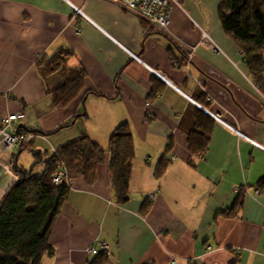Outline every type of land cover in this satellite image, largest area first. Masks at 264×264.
Wrapping results in <instances>:
<instances>
[{
  "label": "crops",
  "instance_id": "0c3cea01",
  "mask_svg": "<svg viewBox=\"0 0 264 264\" xmlns=\"http://www.w3.org/2000/svg\"><path fill=\"white\" fill-rule=\"evenodd\" d=\"M179 4L170 9L168 32L159 34L110 0H0V202L18 181L14 167L24 151L5 145L2 122L12 115H26L20 131L48 135L84 109L87 118L71 128L33 139L44 155L41 172L82 134L106 149L127 123L134 141L127 200L117 204L106 165L91 187L76 181L48 240L53 253L41 264H90L89 249L99 243L109 247L106 264H264V196L253 188L264 179V96L216 17L205 19L207 0ZM194 24L217 54L199 44ZM174 44L197 47L188 69L172 67ZM64 54L66 68L82 70L86 89L99 96L53 109L49 91L61 77L44 81L38 65ZM203 102L222 123L213 119L207 154L192 164L187 139ZM163 154L170 161L158 180ZM240 187L249 189L238 218H230Z\"/></svg>",
  "mask_w": 264,
  "mask_h": 264
},
{
  "label": "trees",
  "instance_id": "16d2710c",
  "mask_svg": "<svg viewBox=\"0 0 264 264\" xmlns=\"http://www.w3.org/2000/svg\"><path fill=\"white\" fill-rule=\"evenodd\" d=\"M217 16L223 33L238 48L251 82L264 96V0H219ZM174 48L178 46L174 44ZM174 51L176 57L171 51V63L185 68L180 63L187 58L186 50ZM178 53L181 56L179 59ZM65 56L67 55H58L38 65V75L44 81L54 74L68 78L63 85L52 91L48 90L53 109L66 108L72 102L82 101L87 95L99 96L97 92L91 93L86 89V75L82 70L66 68ZM153 93L152 98L157 91L154 90ZM200 106L207 109L205 102ZM81 118H87L84 109L75 114L67 124L48 135L36 132L35 135L29 133L30 136H27L29 143L23 149H28L35 161L30 171H24L20 166L14 167L18 181L3 195L0 202V264H41L45 252L51 256L53 250L50 249L48 240L74 184L82 179L86 186L91 187L96 182L100 167L107 166L117 204L122 205L127 200L135 159L133 136L127 123L120 124L112 132L106 149L82 134L55 151L46 160L41 174H34V168L42 163L44 155L33 149V139L38 134L45 137L59 134L62 130L71 128L76 120H84ZM25 120L26 115L23 121ZM214 124L215 121L208 115L195 110L193 127L187 139L190 163L193 164L199 156L204 158L207 154ZM171 146V143L167 144L166 154ZM166 154L161 156L155 168L154 175L158 180L170 161ZM61 170L66 172L69 183L62 179L60 185H54L53 179ZM253 188L257 196H264V179ZM248 189H237L234 206L229 212H225L227 216L238 218ZM149 206L146 203L144 209ZM107 262V253L100 252L90 264Z\"/></svg>",
  "mask_w": 264,
  "mask_h": 264
},
{
  "label": "built area",
  "instance_id": "2783aa9c",
  "mask_svg": "<svg viewBox=\"0 0 264 264\" xmlns=\"http://www.w3.org/2000/svg\"><path fill=\"white\" fill-rule=\"evenodd\" d=\"M110 1L117 3L123 9L128 11L130 14L137 17L139 20H142L150 30H155L156 32L161 34H166L168 32L170 9L173 5H178V2L176 0H110ZM77 13L83 17L80 11H77ZM194 25L200 32L201 35L200 40H202L207 44L208 46L207 48L210 51L217 54L219 52L218 48L215 45V43L211 40L207 32L203 29V27H200L197 24ZM178 48L179 50L182 51L186 50L187 58L184 63L188 68L191 57L194 54V51L196 50L197 47H190L188 49H184L181 47ZM133 58L136 61H139L138 58L134 56ZM177 66L178 64H174V67ZM154 74L166 82L165 78L160 76L158 73L154 72ZM212 117L215 121H219L218 117L215 116ZM24 119H25L24 114H15L6 118L2 122V129H1L2 133L7 132L6 140H5L6 146L17 147L18 143H24L25 138L23 137V134L16 126L18 122H22ZM227 128L233 131L232 128L230 127ZM28 138L29 137H26L27 140H29ZM64 174H66V172L64 170H61L58 173V175H56V177L53 179V184L60 185ZM108 251H109V247L106 244L99 243L98 248L93 247L89 249V254L92 257H96L100 252L107 253ZM172 264H175V262H173Z\"/></svg>",
  "mask_w": 264,
  "mask_h": 264
},
{
  "label": "rangeland",
  "instance_id": "374dc122",
  "mask_svg": "<svg viewBox=\"0 0 264 264\" xmlns=\"http://www.w3.org/2000/svg\"><path fill=\"white\" fill-rule=\"evenodd\" d=\"M176 1L178 2V5H180L179 4V0H176ZM218 2H219V0H207V5H206V8H205L206 11L204 12V14L208 15V18L209 17H211V18L216 17L217 21H218V16H217ZM146 28L149 29L148 26H146ZM145 34H147V33H145ZM67 80H68V78H65V79L64 78H60L59 86L63 85ZM20 132L22 133L23 131H20ZM23 133H24L23 137L25 138V141H24V143H18V146L15 147L16 149L22 150L24 147L28 146L29 140H27L26 137L28 136L29 132L26 131V132H23ZM38 146H39V142H36L35 147L38 148ZM26 150H28V149H25L23 151V155H22V157L20 159L21 163H19L18 165L21 166V167L23 165L25 167V170L30 171V169L33 166L35 160L33 158V155L31 153H29L28 151H26ZM42 152H44L43 149H42ZM34 174H41L40 164L34 168ZM34 249H35V247H34ZM101 253H104V252H101Z\"/></svg>",
  "mask_w": 264,
  "mask_h": 264
},
{
  "label": "water",
  "instance_id": "95a60500",
  "mask_svg": "<svg viewBox=\"0 0 264 264\" xmlns=\"http://www.w3.org/2000/svg\"><path fill=\"white\" fill-rule=\"evenodd\" d=\"M204 17H205V19L207 20L208 19V16L205 14L204 15ZM174 50H179V48H174ZM178 54H180V53H178ZM185 61H182L180 64H184V66L186 67V64L184 63ZM190 65V64H189ZM172 67L174 68V69H176V70H180L181 68H183V66L182 67H180V66H177V67H174V64H172ZM187 68V67H186ZM188 69V68H187ZM188 72V75H189V70L187 71ZM155 75V74H154ZM156 76V75H155ZM160 81H163V82H165L163 79H161V78H159L158 76H156ZM163 77V76H162ZM163 78H165V77H163ZM198 108H199V110L200 111H202L203 113H205L206 115H208L210 118H212L213 119V117H212V115H210V113L205 109V108H203V107H199L198 106Z\"/></svg>",
  "mask_w": 264,
  "mask_h": 264
},
{
  "label": "bare ground",
  "instance_id": "6f19581e",
  "mask_svg": "<svg viewBox=\"0 0 264 264\" xmlns=\"http://www.w3.org/2000/svg\"><path fill=\"white\" fill-rule=\"evenodd\" d=\"M199 44H202L203 46L202 47H205L207 50H209L207 47V44L205 43V42H203L202 40H200L199 41ZM217 122H219V123H222L220 120L219 121H217ZM252 144H254V143H252ZM255 145V144H254ZM256 147H258L257 145H255ZM260 150H262V151H264V149H262V148H260V147H258ZM202 157L201 156H199L198 158H197V160L198 161H202ZM63 181L65 182V183H69V179H68V177H67V174H64V176H63ZM257 195V194H256Z\"/></svg>",
  "mask_w": 264,
  "mask_h": 264
}]
</instances>
